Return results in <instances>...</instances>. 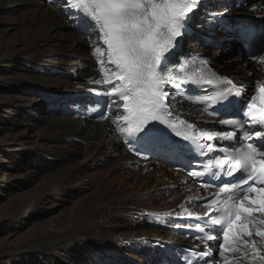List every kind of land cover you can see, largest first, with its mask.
<instances>
[{"label":"bare ground","instance_id":"bare-ground-1","mask_svg":"<svg viewBox=\"0 0 264 264\" xmlns=\"http://www.w3.org/2000/svg\"><path fill=\"white\" fill-rule=\"evenodd\" d=\"M209 2L208 8L217 0ZM21 5L26 8L20 12ZM260 6L264 9V0ZM18 19L22 28L33 31L27 43L17 40L16 45L22 47L13 51L20 52L11 53L8 49L13 45L7 35ZM0 22L5 24L0 33V54L4 51L1 62L7 63L6 58L12 54L19 56L23 62L18 67L24 78L18 83L31 84V88H11L10 97H0V124L6 128L0 145L2 151L11 152L0 158V170L7 172L0 176V193L4 188L9 191L5 202L0 203V221L16 222L21 228L19 221L25 224L27 213L35 215L39 207L45 206L53 210L46 220L26 228V233L17 234L18 229L6 236L9 243L0 250L41 251L57 259L56 264H65L70 255L90 258L98 264H125V260L131 264V259L141 264L143 258L157 256L161 246L173 242L175 236L156 223L173 224L174 215L198 209L192 201L195 193L193 188L185 189L189 184L181 175L160 164L150 170V164L134 165L135 158L124 150L114 128L113 120L123 114L122 107L114 105L102 123L78 115L75 108L86 106L92 93H105L112 87L103 83L110 73H102L98 62L101 56L107 60L106 46L93 54L102 41H98L97 33L85 29L74 10L65 7V0H0ZM194 23H203L201 14ZM187 44L205 50L195 37ZM210 54L222 71L249 86L264 83V65L251 64L232 53ZM2 69L0 76H5ZM98 80L101 83H95ZM68 90L71 93L67 96ZM18 97L24 98V104H19ZM49 98H56L57 106L47 107L40 114L34 101ZM2 107H15L17 117L8 119L1 114ZM176 107L184 109L178 104ZM20 149L23 153L17 152ZM88 159L100 165L102 161L110 162L105 170L109 174L98 177L91 173L85 162ZM261 252L264 254V247ZM226 258L231 264H258L239 252L226 253ZM218 260L225 258L218 255Z\"/></svg>","mask_w":264,"mask_h":264},{"label":"snow or ice","instance_id":"snow-or-ice-1","mask_svg":"<svg viewBox=\"0 0 264 264\" xmlns=\"http://www.w3.org/2000/svg\"><path fill=\"white\" fill-rule=\"evenodd\" d=\"M199 3L200 0H65V7L74 10L85 29L97 33L98 41H102L94 49V55L106 46L107 60L101 56L98 62L102 73H110L105 75L103 83L112 87L104 94L122 102L118 104L113 99L108 107H122L123 114L113 123L118 127L120 123L127 126L120 131L127 132L130 151L138 155L142 150L176 151L179 146L166 137L159 125L198 146L201 138L213 139V133L177 128L170 119L173 113L169 110L168 85L177 91L189 84L220 86L211 95H205L201 102L211 101L218 105L214 111L223 112L234 109L239 103L238 111L248 118L250 127L259 126V130L246 132L244 139L248 142L234 148L229 156L228 174L235 178V174L240 173L241 190L239 194L235 191L229 194L227 184L219 188L217 199L208 205L209 214L216 215L212 220L217 226L213 229L216 235L202 239L205 240L204 248L208 247L207 241L213 242L219 256L225 258V264H231L226 253L237 252L243 258L264 264L261 252L264 247V83H257L255 94H249L242 84L237 87L228 77L214 73L206 77L203 71L189 72L186 65H181L179 72L174 71L178 63L174 49L180 46V38L187 36L190 14ZM261 53H264V33L259 37V47L251 53L252 59L264 65ZM201 63L206 66L208 62ZM219 123L242 122L222 119ZM179 124L188 130L195 129V125L185 120H179ZM208 149L212 151V145H208ZM223 163L228 164V161ZM188 175L196 177L201 173L190 171ZM195 227L203 231L199 223ZM199 256L207 257L204 264H216L215 256L209 251L201 249Z\"/></svg>","mask_w":264,"mask_h":264},{"label":"rangeland","instance_id":"rangeland-1","mask_svg":"<svg viewBox=\"0 0 264 264\" xmlns=\"http://www.w3.org/2000/svg\"><path fill=\"white\" fill-rule=\"evenodd\" d=\"M43 1H47V0H43ZM25 8H26L25 5H21L19 7V10L21 9L20 12L21 11H24L23 9H25ZM22 13H20V15ZM19 19L17 20L19 23L17 22L18 24L17 23L16 24H13L11 26L12 29H11L10 33L7 35L9 41H11V44L13 45V48H9L8 49V51H11V53H15V52L16 53H19L20 51H18V52L17 51H13L14 48L17 49V48L22 47L20 45L19 46L16 45L17 42H19L17 40L18 39L19 40H22V41H20L21 44L23 42L24 43H27V41L31 39L30 32L33 31L32 29H30L28 27H23V28H25V30H24L22 28V26L20 25V20ZM4 25H5L4 23L0 22V33H1V28H3ZM2 35H3V37L6 36L5 34H2ZM87 37H90V35L88 34ZM80 38H81V41L87 42V40H85L84 38H82V37H80ZM3 53H4V51H2L1 54H3ZM10 56H9L10 58L9 57L6 58V60H8V62L5 63V64L3 62H1L3 59H0V63H1L0 64V68H3L4 69V70L2 69L1 71L2 72H5L4 75L6 74L5 76H0V97H2V98L10 97L12 95L11 94V91L13 89L11 90V88H18L19 86H21L23 88H25V87L31 88V84H19L18 83V79L24 78L23 77V73H21V69L18 67L23 62V60H20V58H18L19 56H14L13 54L10 55ZM228 60H230V58ZM9 71H10V73H15V74H10V73H8ZM8 74H10V76ZM25 79L27 80L28 79V76H26ZM47 84L48 83H46L45 85L47 86ZM68 93L70 94L71 93V90H68L67 96H68ZM60 95L62 97H64L65 94H60ZM27 96L28 95H24V97H27ZM23 99H24L23 97L18 99L19 104H24V100ZM32 101H34V100H32ZM34 103H36V105H38V110L40 111L39 112L40 114H44V111H45V109L47 107H50V108L56 107L57 104H58V102L56 101V98H49V99H46V100H36V101H34ZM14 108L15 107H6V108L5 107H2L1 114L4 113L8 119H9V117H14L15 118V116L17 117V112H16V110ZM3 133L6 134V128L3 127L2 124H0V138H1V135ZM20 151L22 152L21 149L18 150L17 152H20ZM8 152L9 151H5V150L2 151V146L0 145V158L4 154L9 156V154L11 152L10 153H8ZM85 162L87 163V167L90 168L91 173H93L95 175L97 174L96 176L101 177V175H103V174H106V175L109 174L105 170L109 168L110 162H108V161L107 162L102 161V164L101 165H100L99 162L90 161L89 159L86 160ZM151 168H152V166L149 169H151ZM6 173L7 172L5 170H2V169L0 170V176L1 177H2V175H7ZM103 176H105V175H103ZM116 176H119V175H116ZM8 192H9L8 189L4 188L3 192L0 193V201H1L0 203L1 204L3 202H5L6 198L8 197V195H9ZM67 200H68V198H67ZM68 201H66L65 204H68ZM1 204H0V206H1ZM51 213H53V210L52 211H48V209H47L46 206H45V208L44 207H39L37 209V213L35 215H34L33 212L27 213V220H26L25 224H23V223L21 224V222L19 221L20 225L23 226L21 228L16 227V224H18L16 222H14V224H13V223H10V221H7V220L0 221V242H2V243H0L1 244L0 246H3L4 243H9V241L5 240L6 236L7 237L10 236L11 234H13V232L15 233L18 229L20 231L17 234H21V232L22 233H26L27 232V229L26 228L30 227L32 224H35V222H41V221L46 220L50 216ZM0 251H1L0 252V255H1L0 256V264H56V261H57V259H54V258L52 259L50 256H46V254L40 253L41 251L40 252L39 251L33 252L32 250H29L28 252L27 251H20V252H17V253L16 252H7V251H2V250H0ZM63 260H65V258ZM68 260L69 261L66 262L65 264H98V263H94L95 261L92 260V259H83V258L76 259V257H74L73 255H70L68 257ZM124 263L125 264H130L129 260H125ZM131 264H134L132 262V259H131ZM141 264H145L144 259L141 260Z\"/></svg>","mask_w":264,"mask_h":264}]
</instances>
